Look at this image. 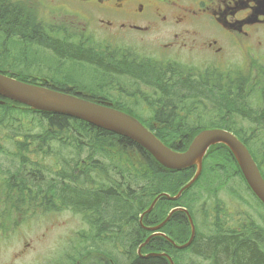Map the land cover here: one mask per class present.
Instances as JSON below:
<instances>
[{"label":"trees","instance_id":"obj_1","mask_svg":"<svg viewBox=\"0 0 264 264\" xmlns=\"http://www.w3.org/2000/svg\"><path fill=\"white\" fill-rule=\"evenodd\" d=\"M39 28L42 27L38 24L33 10L26 4L15 2V0H0V30H5L9 35L18 33L32 41L39 37L37 35ZM42 43L53 47L63 57L98 63L103 60L90 54L91 51H81L75 44L49 40H44ZM7 67L0 66V71L4 72L2 70H7ZM254 68L248 71L236 68L231 71L213 66L212 69L199 73L191 70L185 75L175 70L174 73L178 74L176 76L172 74L168 76L167 71L163 70H151L150 73L143 70L142 75H146L145 80L163 91L161 100L166 103L160 106L162 108L158 113L156 112V115H149L147 118L133 114L134 111L129 108L123 111L141 120L166 145L180 151L187 149L194 137L205 128L220 127L230 130L246 144L264 175V97L261 98L260 95L264 91L258 87L261 82L253 83L252 80V78H257L264 81V71L262 69L260 72L254 71ZM124 69H131L128 72L132 73L138 72L135 67ZM50 86L75 94L72 89L65 86ZM75 95L106 104V99L103 98L86 97L78 93ZM203 97L211 99L217 107L215 111H212L211 118L206 123L202 122L204 117L196 118L193 113L188 112L183 114L178 109L180 106L173 103L176 98H179L180 102H185ZM3 100L5 102L0 103V138L4 142L12 141L17 144L18 152L13 155L20 159L17 167L11 168L12 171L6 172L0 169L4 172V174L0 173V178L2 175L6 176L0 187V190L3 188L6 190L2 192L5 199L3 198L1 207L10 215L8 217L11 221L17 222L14 219L15 214L24 217L28 213L27 210L24 211L25 207L22 204L29 205L33 211L36 207L48 208L56 204L63 205L79 213L82 220L90 227L87 235L81 233L87 236V241H84L86 245H80L81 247L77 245L75 248L80 258L83 254L94 255L95 249L99 250L100 247L106 245L110 259L103 264H120V257L129 260L127 264H169L164 256L163 258L145 259L137 252L147 239L143 225H158L173 207L183 206L192 214L197 231L193 242L184 249L177 248L178 250L169 252L172 256L177 258L181 254L194 257L193 264H197L196 260H205L208 264H264V223H259L255 231L254 228H250L232 232L233 225L231 224L235 220H230L226 215L224 222L223 219L220 220L219 215L223 216L221 210H218L217 218L208 220L210 209L207 204L200 203L198 192L192 193L194 189L200 188L199 190H210L211 194L216 195L223 190L224 184L236 178L244 183L253 199L264 210V205L247 184L238 162L226 145L219 144L209 149L204 158L203 171L199 179L183 193L180 199L170 200L161 197L152 211L144 215L143 223H141V215L150 208L156 197L161 193L177 194L194 177L196 167L179 171L168 169L138 143L123 135L68 115L37 111L23 107L20 103L10 99L3 98ZM16 114H19L22 120L29 119L34 126H40L41 132H35V129H32L28 123H21L15 117ZM213 115L215 117L212 119ZM10 118L19 121V125L14 124L9 128H4L3 122ZM238 118V121L232 123L231 119ZM57 131L62 132L63 137L55 133ZM37 137L43 142L47 140L59 142L64 149L71 147L64 143L80 151L89 149L92 155L90 159L96 153L101 158L100 160L92 159L87 166L84 165L83 170L78 172L65 173V175L61 172L55 178H40L35 173V169L29 171L22 167L29 161V157L24 152L27 149L30 150L33 146L32 141ZM3 148L0 145V154ZM122 149L135 151L143 160L139 166L132 163L136 169H128L136 172L132 174V177L128 174L131 171H125L127 166L119 160L121 158L118 155ZM32 152L39 154L36 151ZM83 153L85 152H77V155ZM66 163L70 169L71 163L67 161V158ZM35 165H38V162L34 161ZM113 167L121 174V178L116 179L115 183L110 181L112 178L110 170ZM119 169L121 171H118ZM38 172H43V170ZM67 178L71 179L66 184L65 179ZM99 178L101 182H98ZM140 178L141 183H139ZM190 194L192 197L189 198ZM234 195L237 197L236 193ZM49 199L52 201L50 202ZM246 219L252 222L255 220L245 216L244 219L237 220V223ZM169 220L164 232L170 234L177 244H186L191 238V225L186 213L177 211ZM261 220L264 221L263 218ZM99 224L102 228L105 225L106 229H101V231L105 230L107 236L92 238L93 233L99 234L96 229H91V225ZM6 228L7 224L0 222V230ZM169 247L171 245L166 240L154 238L142 247L141 252L145 254L149 251H167ZM73 260L77 259L73 256ZM83 264H91V260H84Z\"/></svg>","mask_w":264,"mask_h":264},{"label":"flooded vegetation","instance_id":"obj_2","mask_svg":"<svg viewBox=\"0 0 264 264\" xmlns=\"http://www.w3.org/2000/svg\"><path fill=\"white\" fill-rule=\"evenodd\" d=\"M257 1L260 0H180L178 3L182 5H177L172 0H54V2L60 3L61 6L57 12L59 19L56 18V20L60 21L61 26L65 25L63 29L70 38L75 40V46L80 48L81 51L86 50L87 46L94 47L102 53L104 58L99 63L81 60L90 66L92 64L98 66L94 68L85 66L80 69L82 72L88 67L92 68L96 77L93 83L85 84L80 78H70L72 73L78 71L76 69L64 74L66 78L73 80V83L80 86L79 89L69 88L74 93L86 97H98L96 91L110 77L118 84V93L125 98L126 103L116 99L114 101L106 100V104L121 107L122 110L125 108L132 109L133 114L136 115H156V112L158 113L162 108L160 106L166 103L161 100L163 91L145 80L146 75H142L143 70L146 73H150L151 70H163L164 72L167 71L168 76L170 74L176 76L178 74L174 73L175 70L185 75L186 72L191 70H196L199 73L212 69V65L220 68L222 66L220 61L223 65L226 62L224 59L226 58V47L222 40L224 35H228L243 52H252V49L256 50L257 45L263 51L264 15L259 14L254 23L240 24L241 21L248 19L254 13ZM189 2H194V4ZM74 4L78 8V11L75 12L76 15L81 17L78 21H75L70 13L65 10L67 6ZM192 25L198 31H195L193 40L190 42L189 35L192 32ZM211 26L217 32L219 29L221 32L214 34ZM47 31L49 32V30L39 28L37 34L39 37L31 41L18 33L9 35L5 30H0V66L11 67H7V70L2 71L32 82L54 85L53 77L48 74L22 75L16 68H13L19 65L17 59L22 57V51L18 48H23L28 53H35L37 59L43 60L49 65L55 64L52 63L57 58L54 55L55 50L53 47L42 43L46 40L43 37L47 35ZM196 35H198L197 39H195ZM86 36L95 37L96 39L98 36L104 37L106 42H109L84 45L82 40L85 41ZM216 36H219L220 39H217ZM27 40L29 43L26 42ZM195 54L202 57V60L198 63L194 62ZM10 58L13 61H8ZM71 59L72 61L76 60L72 57ZM248 61L249 59H244L242 70L248 71L255 67L254 71H261V68L256 65L250 66L252 60ZM58 62L64 63L63 60H58ZM128 67H135L138 72H128L131 69H124ZM222 67L226 70V66ZM76 79H80V81L75 82ZM252 80L253 83L261 82L258 87L264 91V81L257 78H252ZM132 83L144 84L145 87L151 86V90H147L145 87L140 89L138 86L134 88ZM64 85L68 88L66 83ZM129 92L131 94H128ZM260 95L261 98L264 97V93ZM152 98H157L156 103L151 101ZM253 106L255 107V104ZM85 153L84 156L79 155L83 162H86L92 156L89 152ZM100 158L99 154L95 157L96 160H100ZM169 221L158 230L160 234L153 236L150 242L154 238L166 240L171 245L169 247L170 251L159 252L168 253L172 256V253L169 252L178 249L168 237L174 241L175 239L164 232ZM252 224L253 222L247 219L241 220L240 223H237V220L232 221V232L249 230ZM155 225L157 224L146 226L152 227ZM144 231L146 238L154 234L153 231L146 228ZM96 235L93 233L91 237L99 238ZM152 252L154 251H149L145 255ZM93 256L95 257V254ZM99 257L100 255L97 256V259ZM149 257L163 258V256L150 255L145 259ZM172 258L175 264H193L194 260V257L182 256L181 254L177 258L175 256H172ZM58 259L63 260L62 258ZM69 259L72 260L71 257ZM166 260L171 264L167 258ZM93 263L98 264L97 261ZM67 264H78V262L72 260V263Z\"/></svg>","mask_w":264,"mask_h":264},{"label":"rangeland","instance_id":"obj_3","mask_svg":"<svg viewBox=\"0 0 264 264\" xmlns=\"http://www.w3.org/2000/svg\"><path fill=\"white\" fill-rule=\"evenodd\" d=\"M174 4L182 5L178 3L180 0H172ZM188 1V0H187ZM15 2H21L26 4L30 9L33 10V13L38 21V24L41 25L42 29L49 30L47 31L46 41L49 40L51 42H64L65 44H74L75 40L70 38L67 33L64 31L65 25L60 24L56 20L59 19L57 12L60 10V3L51 2V0H15ZM194 4V2H189ZM68 8V9H67ZM65 9L68 13H70L71 17L74 18L75 21L81 19L80 16L76 15V11L78 8L76 4L67 6ZM84 12V11H83ZM192 32L189 35V41L192 42L195 31H198L193 25L191 26ZM210 30V29H209ZM211 30L214 34L220 33V29L217 30L211 26ZM228 35H224L222 40L225 43L226 53L224 58L226 62L223 63L220 61L222 66H226V70H234L238 66L243 67L244 59L252 60V65H256L264 71V54L262 49L256 47L252 49V52H243L238 46L235 45L232 39L228 37ZM198 38V35L195 36V39ZM214 38V37H213ZM217 39H220L219 36H216ZM229 40V42H228ZM109 42V41H108ZM106 42V38L104 37H91L86 36V40H82V44H90L96 45L100 43H108ZM264 43V39L262 40ZM29 43V41H28ZM234 43V44H232ZM1 47V44H0ZM22 51V57L17 59L19 65H16V69L22 74H48L53 77L54 85L57 86H65L66 83L69 87H73L74 89H79L80 86L73 83V80H69L64 76V74L72 72L74 69L78 70L70 75V78H80L85 84L93 83L96 80L94 72L92 68L98 67L96 64H92L91 66L82 61H72L71 58L63 57V55L58 54L54 51L55 58L52 63L54 65H49L47 62L43 60H39L36 58L35 53L25 52L23 48H18ZM90 54H94L98 56L100 59H104L102 57V53L96 50L94 47L86 48ZM19 55V54H18ZM12 59H8L11 61ZM58 60H63L64 63L58 62ZM74 60V59H73ZM202 60L200 55L195 54L194 62L198 63ZM13 61V60H12ZM183 61V60H181ZM228 61V63H227ZM184 62V61H183ZM98 63V62H96ZM186 63V62H185ZM90 66L84 71H80L82 67ZM220 66L221 70H225L224 67ZM213 67V65L211 66ZM196 72V70H195ZM26 76V75H25ZM80 79H76L75 82H79ZM133 87L137 86L140 89L145 87L144 84H135L132 83ZM118 84L116 81L110 77L107 78V81L100 85V88L96 91L99 95L98 97L114 101L118 99L119 101L125 102L126 100L118 93ZM147 90H151V86H146ZM71 89V88H70ZM126 94V93H124ZM128 94H131L129 92ZM127 96V95H126ZM1 99V98H0ZM157 99V98H156ZM156 99H151L152 102L156 103ZM174 104H178L183 114L193 113L194 117L205 118L202 120L203 123L208 122L211 118L212 111H215L217 107L213 104L212 100L203 97V98H195L190 99L185 102H180L179 98L173 100ZM143 118H147L149 115H140ZM21 123H28L32 129H35V132H41L40 126H34L29 122V119L22 120L19 117V114H16ZM215 115L212 116V119ZM211 119V120H212ZM238 119H231L232 123L238 121ZM4 128H9L12 125H19V121H15L10 118L3 122ZM34 132V133H35ZM60 134L63 137L62 132H55ZM33 146L30 147V150L27 149L24 153L29 157V161L26 165L22 166L27 168L29 171L32 169L36 170V174L39 175L40 178H55L58 173H73L78 172L79 170L84 169V165L87 166L88 163L92 159H95L96 154L91 157V159L83 162L82 159L79 158L77 152H80L78 148H74L72 145L68 143H64L67 146H71L69 148H62L59 145V142L51 143V146H48L47 142H43L42 139L37 137L32 141ZM0 145L3 146V152L0 154V169L3 171L9 172L12 171V167H17L18 162L20 161L19 157L13 155L18 152L17 144L12 141L4 142L2 138H0ZM36 151V153L32 152ZM83 152H89L88 150H83ZM49 153V155H48ZM83 156L85 153L82 154ZM122 161L121 163L125 164V171L129 168H134L136 165H140L143 163V160L138 157L135 151L131 149H122V152L118 155ZM59 158V161H57ZM66 158L69 163H71L70 169L67 167ZM34 161L38 162V165L34 166ZM30 163V164H29ZM122 164V165H123ZM39 170H43V172H38ZM3 171L0 173L4 174ZM111 174L110 181L115 183L116 179L121 178V174L117 172L114 167L110 170ZM118 171H121L119 169ZM134 171V170H133ZM136 174V172H129V176L132 177V174ZM6 176H1L0 187L3 185ZM69 179H65L66 184L69 183ZM142 179L140 178L141 183ZM98 182H101L100 178ZM200 188L194 189L192 193L198 192L200 195V203L207 204V207L210 209V214L208 215V220L217 218L218 210H221L223 216L219 215V219L224 222L225 215L229 217L230 220H239L244 219L245 216L248 218H253V224L250 228H254V231L257 230L259 223H264L261 218L264 219V211L259 207L256 201L253 199V196L246 189L244 183L240 179H232L228 184L223 185V190L219 191L216 195L211 194L210 190H199ZM229 190V192H227ZM6 190H0V222H4L7 224L6 229L0 230V264H67L72 263L73 256L78 264H83L84 260H91V264H94V261H97L98 264L105 263L110 257H108L106 245H103L99 248V250L95 249V257L93 254L81 256V258L76 253V246L83 245L85 246L87 241V236L81 235V233H85L89 231L90 227L82 220L81 215L69 209L63 205H53L48 208H39L36 207V210H32L29 208V205L22 204L25 207L24 211H28V213L23 217L20 215H14L15 220L17 222H13L9 219L10 215L7 211H3L1 204L3 198L5 199L2 192ZM33 191H36L33 189ZM234 193L237 194L235 197ZM192 197L191 194L188 196ZM56 198V196H55ZM50 202L52 201L49 199ZM9 216V217H8ZM226 223V222H225ZM228 224V223H227ZM16 226V227H15ZM96 229L98 232V236L104 238L107 236V232L101 231V229H106L105 225H91V229ZM77 235H79L77 237ZM81 247V246H80ZM94 249V247H92ZM139 252V250L137 251ZM77 255V257H76ZM100 257L97 259V256ZM140 256V255H139ZM138 256V257H139ZM69 257L72 258L69 259ZM141 257V256H140ZM58 258H62L63 260H59ZM120 264H127L125 258H119ZM197 264H208L205 260H196Z\"/></svg>","mask_w":264,"mask_h":264},{"label":"water","instance_id":"obj_4","mask_svg":"<svg viewBox=\"0 0 264 264\" xmlns=\"http://www.w3.org/2000/svg\"><path fill=\"white\" fill-rule=\"evenodd\" d=\"M259 14L264 15V1L261 0L257 1V7H255L254 13L248 19L241 21L240 24L254 23ZM0 96L21 103L30 109L68 115L96 127L123 135L138 143L139 146L151 153L160 164L168 169L179 171L191 167L197 168L194 177L185 184L176 195L171 196L168 193H161L156 197L146 213L152 211L161 197H166L170 200H178L184 191L190 188L201 175L203 161L209 149L219 144H224L230 149L249 187L264 205V175L246 144L230 130L220 127L201 130L194 137L187 150L178 151L166 145L137 117L114 108L110 104L91 101L72 93L62 92L42 85L31 84L1 72ZM1 103H4V101H1ZM177 211H183L187 214L192 227L190 240L184 245L176 244L177 248L184 249L193 242L196 235V227L193 218L185 207H176L171 210L162 223L154 227H147V229L155 233L141 245L139 252L143 246L150 242L153 236L160 234L158 230L167 223L171 216ZM145 214L141 217V223H143ZM168 239L175 244L172 239L169 237ZM151 255L167 257L171 264H175L169 254L151 253ZM147 256L150 255H145L143 257Z\"/></svg>","mask_w":264,"mask_h":264},{"label":"bare ground","instance_id":"obj_5","mask_svg":"<svg viewBox=\"0 0 264 264\" xmlns=\"http://www.w3.org/2000/svg\"><path fill=\"white\" fill-rule=\"evenodd\" d=\"M1 101H2V99H0V103H1ZM46 142H47L48 146H51L50 145L51 143H55V141H53V140H47ZM93 238L97 239V237H93Z\"/></svg>","mask_w":264,"mask_h":264}]
</instances>
